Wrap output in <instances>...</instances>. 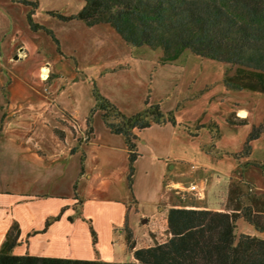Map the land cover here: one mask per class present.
Returning <instances> with one entry per match:
<instances>
[{"label": "crops", "instance_id": "obj_1", "mask_svg": "<svg viewBox=\"0 0 264 264\" xmlns=\"http://www.w3.org/2000/svg\"><path fill=\"white\" fill-rule=\"evenodd\" d=\"M28 1L36 6L0 0V248L17 221V255L132 261L127 229L134 233L135 249L141 242L165 241L171 236L165 216L170 206L232 211L242 196L241 184L231 188L237 177L219 168L228 159L234 171L239 161L231 155L242 148L230 152L216 142L225 134L221 126L229 127L230 136L239 126L229 119L247 118V124L253 119L235 99L238 91L224 86L222 63L190 50L176 62L162 63L161 49L132 47L114 28L51 14L73 15L85 0ZM31 11L59 42L42 29H31ZM94 83L125 114L142 111L147 102L174 112L175 124L153 123L135 131L140 155L132 186L126 138L112 132L97 112L93 132H86L96 100ZM53 112L63 121L66 145L47 151L34 130L39 120L48 124ZM69 120L76 132L67 126ZM263 140L264 133L252 143V157L262 162ZM262 174L253 195L264 197ZM193 181L206 184V196L172 205L174 193ZM237 230L264 238L244 218L238 219Z\"/></svg>", "mask_w": 264, "mask_h": 264}, {"label": "trees", "instance_id": "obj_2", "mask_svg": "<svg viewBox=\"0 0 264 264\" xmlns=\"http://www.w3.org/2000/svg\"><path fill=\"white\" fill-rule=\"evenodd\" d=\"M24 3L36 6L28 0ZM33 13L28 15L31 29H42L55 38L51 30L34 20ZM51 14L64 21L80 19L88 26L109 24L131 46L161 49L162 63L176 62L190 50L198 56L229 64L224 75L227 89L264 93V0H85V5L73 15L58 11ZM93 93L96 100L87 119L86 132H93L92 119L97 112L112 132L126 138L130 155L128 180L132 186L134 163L140 155L135 131L153 123L175 124L174 112H164L159 104L147 102L142 111L128 115L95 83ZM5 96L8 101L7 88ZM229 121L232 125L248 122L247 118L238 123ZM75 125L73 120L67 123L76 132ZM58 133L61 139L66 138L64 132ZM263 133L264 120L253 125L242 149L231 156L239 163L246 159L244 166L264 170V162L247 159L253 152L252 143ZM76 149L77 146L72 151ZM263 203L264 197L242 192L232 211L170 206L165 216L171 236L163 242L155 240L148 245L141 242L135 249L134 233L127 229L126 243L134 254L132 261L123 262L17 255L14 251L20 244L21 228L15 221L0 248V264H264V238L237 230L238 219L244 218L256 230L264 232ZM49 223L48 219L45 229ZM36 232L28 234L27 243ZM95 234L93 230L94 243Z\"/></svg>", "mask_w": 264, "mask_h": 264}, {"label": "rangeland", "instance_id": "obj_3", "mask_svg": "<svg viewBox=\"0 0 264 264\" xmlns=\"http://www.w3.org/2000/svg\"><path fill=\"white\" fill-rule=\"evenodd\" d=\"M101 26L111 27L109 24H101ZM132 47H136V46H132ZM213 62H215L216 64H221V62H219V61L213 60ZM221 66H223L225 68V72H226V70L231 65L226 64V63H222ZM214 75L216 77V73H214ZM43 77H44V75H43ZM237 91H238L237 95H240V96H238L235 99H238L240 102H243V105L249 108L250 113L252 114L253 122L251 124H243V125L237 126L236 128H233L232 129L233 133L231 136H230V133L228 132L229 127L228 126L225 127L224 125L221 126V132H225V134H221V138L216 142L217 147L219 149L223 148L226 150H230V152L231 151L235 152V151L239 150L240 148H242L243 144L245 143V141L247 139L248 134L252 130L253 125L256 123H260L264 120V93L253 92V91L247 90V89L237 90ZM5 101H7V99H5ZM53 111L57 114L60 113L55 108L53 109ZM54 112L52 113L51 118H49L48 124L45 125V121L39 120V121H37L36 129L34 130V133L37 136L36 138L38 139L39 144H41V145L43 144V149L47 150V151L62 149V147L64 145H66L65 139H61V137L59 136V133H58V131L63 132L61 129L63 121H62L61 117H59V116L58 117L56 116V118H55ZM69 121L72 122L71 120H69ZM230 124H231V122H230ZM206 131H209V129H207ZM67 132H69L68 129H67ZM205 136H206V134H205ZM260 144H263V148H264V140ZM262 153L264 154V149H263ZM249 160L251 162H255V161L262 162L261 160H255L252 157V155L250 156ZM227 161H228V159L226 161H224V163L222 165H220L221 167L219 169L223 170L226 173H229L230 175H233V177H237V178H235L236 180H234L232 182V184H234V185L236 183L241 184L240 191H242V192L245 191L244 193H246V194L247 193L248 194H254L256 192V188L253 184H255V182L259 181L258 175L264 173V170H262L258 166H253V165L244 166L243 163L246 162V159H242V161L240 163H238V166L233 171V170H230L228 168L229 166H228ZM214 178H215V176H212V179H214ZM232 179H234V178H232ZM188 181L189 180H187L185 182V184H187ZM225 182H226V180H225ZM242 184H244L245 187ZM189 196L194 197L190 194H187L185 197H183L181 194L174 193L172 205H184L185 201L188 200L187 198H189ZM129 256H130V253H129V249H128L126 254H124V258H125L124 260H128Z\"/></svg>", "mask_w": 264, "mask_h": 264}, {"label": "built area", "instance_id": "obj_4", "mask_svg": "<svg viewBox=\"0 0 264 264\" xmlns=\"http://www.w3.org/2000/svg\"><path fill=\"white\" fill-rule=\"evenodd\" d=\"M179 194L185 197L187 194H190L197 198H204L206 196V184L200 182H190L189 185L181 188Z\"/></svg>", "mask_w": 264, "mask_h": 264}]
</instances>
